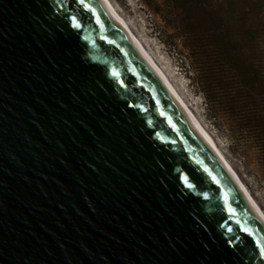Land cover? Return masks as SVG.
Instances as JSON below:
<instances>
[{
  "label": "water",
  "instance_id": "obj_1",
  "mask_svg": "<svg viewBox=\"0 0 264 264\" xmlns=\"http://www.w3.org/2000/svg\"><path fill=\"white\" fill-rule=\"evenodd\" d=\"M0 264H264V222L103 0H0Z\"/></svg>",
  "mask_w": 264,
  "mask_h": 264
},
{
  "label": "trees",
  "instance_id": "obj_2",
  "mask_svg": "<svg viewBox=\"0 0 264 264\" xmlns=\"http://www.w3.org/2000/svg\"><path fill=\"white\" fill-rule=\"evenodd\" d=\"M166 1L180 22L185 41L176 47L206 117L264 184V0H241L248 5L240 7H233L239 0L210 7ZM182 15L192 17L186 23Z\"/></svg>",
  "mask_w": 264,
  "mask_h": 264
},
{
  "label": "rangeland",
  "instance_id": "obj_3",
  "mask_svg": "<svg viewBox=\"0 0 264 264\" xmlns=\"http://www.w3.org/2000/svg\"><path fill=\"white\" fill-rule=\"evenodd\" d=\"M109 1L191 108L264 212V184L252 176L251 171L232 150L226 136L220 134L209 122L205 113L204 101L192 86L189 70L184 61L182 62L176 47L178 44H183L185 40L176 29L180 22L174 21L170 14L175 10L173 9L172 12L166 0ZM220 1L223 0H184V3L186 2L189 7L196 4L210 7ZM182 5L183 3L180 7ZM226 5H230V0L226 2ZM241 5H248V3L239 0L233 7ZM190 16L182 15L181 20L187 23Z\"/></svg>",
  "mask_w": 264,
  "mask_h": 264
},
{
  "label": "bare ground",
  "instance_id": "obj_4",
  "mask_svg": "<svg viewBox=\"0 0 264 264\" xmlns=\"http://www.w3.org/2000/svg\"><path fill=\"white\" fill-rule=\"evenodd\" d=\"M103 2L109 7L111 12L113 13L115 19L121 26V28L124 30V32L127 34V36L130 38V40L133 42V44L136 46L138 51L142 54V56L153 65V67L158 72L159 76L161 77L164 85L169 90V92L173 95V97L179 102L183 110L186 112V114L191 119L194 126L197 128L201 136L204 138V140L207 142V144L213 149L215 154L218 156V158L221 160L222 164L225 166L226 170L229 172V174L232 176V178L237 182L239 187L241 188L242 192L245 194L247 200L251 203L253 208L256 210L257 214L261 218V220L264 222V212L260 208V206L257 204L255 199L253 198L252 194L246 187V185L243 183L241 178L238 176V174L235 172V170L231 167V165L228 163L210 134L205 130V128L202 126V124L199 122V120L196 118L195 114L191 110V108L188 106V104L184 101V99L181 97V95L178 93V91L175 89L173 84L170 82L168 77L165 75V73L161 70V68L157 65L155 60L152 58V56L148 53V51L145 49L143 44L138 40V38L134 35V33L131 31L129 26L126 24V22L123 20V18L119 15V13L115 10L113 5L110 3L109 0H103Z\"/></svg>",
  "mask_w": 264,
  "mask_h": 264
},
{
  "label": "snow or ice",
  "instance_id": "obj_5",
  "mask_svg": "<svg viewBox=\"0 0 264 264\" xmlns=\"http://www.w3.org/2000/svg\"><path fill=\"white\" fill-rule=\"evenodd\" d=\"M77 27L79 26V25H76ZM191 186V185H190Z\"/></svg>",
  "mask_w": 264,
  "mask_h": 264
}]
</instances>
